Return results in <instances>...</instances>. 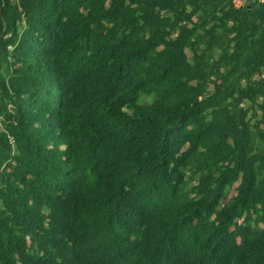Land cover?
<instances>
[{"label": "trees", "instance_id": "16d2710c", "mask_svg": "<svg viewBox=\"0 0 264 264\" xmlns=\"http://www.w3.org/2000/svg\"><path fill=\"white\" fill-rule=\"evenodd\" d=\"M0 264H264V0H0Z\"/></svg>", "mask_w": 264, "mask_h": 264}, {"label": "rangeland", "instance_id": "374dc122", "mask_svg": "<svg viewBox=\"0 0 264 264\" xmlns=\"http://www.w3.org/2000/svg\"><path fill=\"white\" fill-rule=\"evenodd\" d=\"M243 3L246 0H241ZM153 100V95H142L139 100H138V104H144V103H149Z\"/></svg>", "mask_w": 264, "mask_h": 264}]
</instances>
